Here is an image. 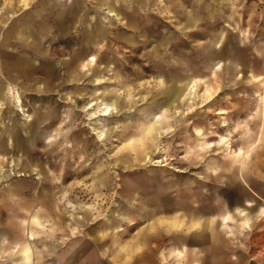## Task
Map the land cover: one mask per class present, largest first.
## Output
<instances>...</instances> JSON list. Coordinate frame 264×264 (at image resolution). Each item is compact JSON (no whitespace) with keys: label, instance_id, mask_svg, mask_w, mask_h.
<instances>
[{"label":"rangeland","instance_id":"obj_1","mask_svg":"<svg viewBox=\"0 0 264 264\" xmlns=\"http://www.w3.org/2000/svg\"><path fill=\"white\" fill-rule=\"evenodd\" d=\"M57 2L0 0V264H147L140 234L230 196L251 227L152 264H264V0Z\"/></svg>","mask_w":264,"mask_h":264},{"label":"crops","instance_id":"obj_2","mask_svg":"<svg viewBox=\"0 0 264 264\" xmlns=\"http://www.w3.org/2000/svg\"><path fill=\"white\" fill-rule=\"evenodd\" d=\"M41 3H43V5L45 6V9H48L49 5H52V4L54 5L53 10H50V9L49 10H50V13L52 14L53 19L56 21V23L58 22V24H62V21L64 20L63 17L64 16L66 17L72 14V10L74 9L73 7L69 8L68 10H61L60 8H57L58 7L57 0H51L47 2L46 0H41ZM95 33H98L97 29ZM6 35L8 36V33ZM0 91H1L2 96L6 98V95L4 96V92H5L4 88H2V90ZM126 170L128 171L129 169H124L123 171L127 172ZM211 176H213L214 181H216L217 177H219L214 173ZM219 178L225 179V183L227 185L233 184V181L231 179L228 180V178H224V177H219ZM212 189L213 190L212 191L209 190V192L213 193L216 197V193L218 191L216 190L217 186L213 184ZM219 193L224 194L226 193V190H221L219 191ZM207 198L209 197L207 196ZM208 200H209V203H208ZM240 201H241V197H235L233 199L230 196L227 199L228 203L220 201V200H215V199L210 200V198L204 199V200L200 199L195 202H192L191 208H195V209L213 208L215 213H213V215H210V213H205L204 220L206 221H202L199 224V226H196V227H199V229L197 228L190 229L188 227L187 230L182 229L180 232H173L172 227H168V228L165 227V229L162 230L159 224L157 223V225L153 226V229L155 231L151 230L149 233L140 234V237H142L140 238V244L138 245V247L135 245L136 247L132 249V252L129 255V257L128 258L124 257L125 260L130 262L131 260L138 261L139 258H141V261L145 260L147 264H152L154 261L152 256L155 255L156 252H158V247L163 242H170L171 244L174 245V247L171 248L169 253L175 255V257L178 260L184 259L187 253H196V256L199 257L200 256L199 254H203L205 251V249L203 248L204 247L206 248L205 244H206V241L208 240L207 233H206L207 229L208 230L213 229L216 232V230L218 231L217 226L218 228L219 226H223V228H228V232L232 233L231 227L229 225H232L231 223L232 220L235 221L237 219H240V217H238V213H242L243 215L245 214L246 216L244 218L245 223L247 224V222H249L250 227H251L252 217H249L251 216V214L248 212L247 208L235 207L234 210L230 208L231 204H237ZM246 206L248 207L253 206V204L252 202L248 201ZM260 211L261 210L258 211L259 212L258 214H260ZM258 214H255V216H257ZM262 214L264 216V211L262 212ZM192 215L193 214H191L190 216L192 220H199V219L203 220V217L201 218L198 215L193 217ZM164 223L165 225H167L168 220L164 219ZM152 243L156 244V248H153L151 246ZM136 255H138V257H136ZM198 262H199V258H196L193 264H198Z\"/></svg>","mask_w":264,"mask_h":264},{"label":"bare ground","instance_id":"obj_3","mask_svg":"<svg viewBox=\"0 0 264 264\" xmlns=\"http://www.w3.org/2000/svg\"><path fill=\"white\" fill-rule=\"evenodd\" d=\"M194 88V87H193ZM195 89V88H194ZM16 99H17V102H18V104L20 105V106H22L21 104H23L22 103V100H21V96H19V95H17V97H16ZM89 107V106H88ZM94 108V107H93ZM164 108V107H163ZM105 110L100 114V116H104V117H106V116H110L111 114H112V109H111V106H106L105 108H104ZM93 130H95L94 131V133L96 134V135H98L100 138H105V134H104V132L102 131V130H96V129H93ZM159 162H162V161H160V160H158V161H155V163H159ZM165 165H168V164H165ZM79 171V170H78ZM127 171V170H126ZM6 172H8V171H6ZM6 172H4V174H1L0 173V184H2V183H4L5 181H7V178H9V176H10V174H7ZM80 173V172H79ZM77 175V174H76ZM74 176V175H73Z\"/></svg>","mask_w":264,"mask_h":264}]
</instances>
